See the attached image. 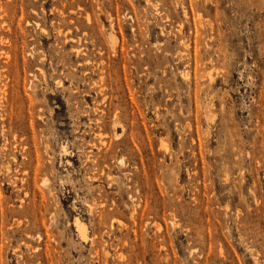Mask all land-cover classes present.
I'll use <instances>...</instances> for the list:
<instances>
[{
    "label": "rangeland",
    "instance_id": "374dc122",
    "mask_svg": "<svg viewBox=\"0 0 264 264\" xmlns=\"http://www.w3.org/2000/svg\"><path fill=\"white\" fill-rule=\"evenodd\" d=\"M0 264H264V0H0Z\"/></svg>",
    "mask_w": 264,
    "mask_h": 264
},
{
    "label": "bare ground",
    "instance_id": "6f19581e",
    "mask_svg": "<svg viewBox=\"0 0 264 264\" xmlns=\"http://www.w3.org/2000/svg\"><path fill=\"white\" fill-rule=\"evenodd\" d=\"M34 91H35V90H34ZM44 183H45V182H44ZM46 184H47V183H46ZM75 224L77 225V222H76ZM76 225H75V226H76ZM76 228H77V230H78L79 235H81L80 237L82 238V234H83V233L85 234L84 231H86V230L84 229L85 227H84V226H81V225H77ZM84 234H83V235H84Z\"/></svg>",
    "mask_w": 264,
    "mask_h": 264
}]
</instances>
